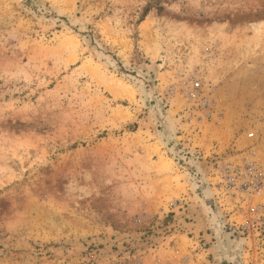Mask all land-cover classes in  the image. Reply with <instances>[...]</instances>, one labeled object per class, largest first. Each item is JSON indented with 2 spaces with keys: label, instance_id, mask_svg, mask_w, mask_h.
<instances>
[{
  "label": "rangeland",
  "instance_id": "rangeland-1",
  "mask_svg": "<svg viewBox=\"0 0 264 264\" xmlns=\"http://www.w3.org/2000/svg\"><path fill=\"white\" fill-rule=\"evenodd\" d=\"M0 264H264V0H0Z\"/></svg>",
  "mask_w": 264,
  "mask_h": 264
},
{
  "label": "built area",
  "instance_id": "built-area-1",
  "mask_svg": "<svg viewBox=\"0 0 264 264\" xmlns=\"http://www.w3.org/2000/svg\"><path fill=\"white\" fill-rule=\"evenodd\" d=\"M199 86H200V83L195 82L193 84V86H191V87H192V90L197 91L199 89ZM255 171L256 170H254V168L251 166H244V167L238 168V169H236V171L234 173L225 176L227 178L225 183L229 186L233 185L235 182V178L237 176H238V178L244 176L247 178L246 184L249 185L248 191L250 190V187H251V191L254 194H259L263 190L261 188L263 186L261 185L262 183L260 181L261 175Z\"/></svg>",
  "mask_w": 264,
  "mask_h": 264
},
{
  "label": "crops",
  "instance_id": "crops-1",
  "mask_svg": "<svg viewBox=\"0 0 264 264\" xmlns=\"http://www.w3.org/2000/svg\"><path fill=\"white\" fill-rule=\"evenodd\" d=\"M225 254L227 256V261H229V259L232 260L233 257L236 256L235 252H232V251H227ZM238 256H240V255L238 254Z\"/></svg>",
  "mask_w": 264,
  "mask_h": 264
}]
</instances>
